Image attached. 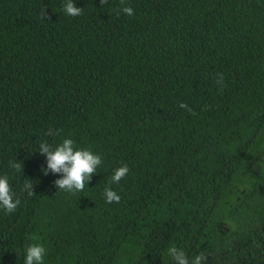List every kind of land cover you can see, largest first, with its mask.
<instances>
[{"label": "trees", "instance_id": "16d2710c", "mask_svg": "<svg viewBox=\"0 0 264 264\" xmlns=\"http://www.w3.org/2000/svg\"><path fill=\"white\" fill-rule=\"evenodd\" d=\"M73 2L0 0V176L21 200L0 209V264L33 243L45 264H173L171 244L264 264V0ZM65 138L102 157L83 192L41 171L40 143Z\"/></svg>", "mask_w": 264, "mask_h": 264}, {"label": "clouds", "instance_id": "9594fccd", "mask_svg": "<svg viewBox=\"0 0 264 264\" xmlns=\"http://www.w3.org/2000/svg\"><path fill=\"white\" fill-rule=\"evenodd\" d=\"M109 0H100L102 5L108 4ZM118 17L121 12L125 15H135L134 9L129 6L126 0H119V7L114 9ZM64 13L67 16L78 17L83 14V9L75 5L73 0H65ZM46 10H41L40 17L45 21ZM216 83L224 85V75L220 73L217 77ZM223 89H221L222 91ZM179 107L186 109L190 114H195L187 103L181 102ZM59 133L56 130L49 129L47 135L55 136ZM39 153L46 156V167L41 171L44 175L59 174L60 178L54 181L55 186L59 191L63 190L69 193L83 192L86 185L92 180L94 174L97 173L98 167L102 164V157L94 154L89 149H76L74 148V141L70 138H65L62 143L53 147L47 141H43L39 145ZM9 167L14 169L15 172H23L22 162H9ZM130 169L125 164L117 168L111 177V183H119L125 178ZM34 185L31 179H25L23 183L22 192H26L29 197L35 195ZM103 195L106 202L111 204L113 202L119 203L121 196L111 187L105 189ZM15 197V198H14ZM21 200L16 197L12 187L9 183L7 176H0V209L4 210L7 214H12L20 205ZM167 255L171 258L173 264H208L209 253L200 251L192 258L175 244L169 245L167 248ZM46 248L42 244L33 243L25 248L24 264H45Z\"/></svg>", "mask_w": 264, "mask_h": 264}]
</instances>
